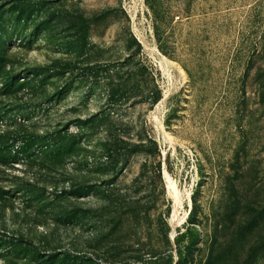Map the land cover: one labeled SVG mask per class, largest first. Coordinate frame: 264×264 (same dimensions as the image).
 I'll use <instances>...</instances> for the list:
<instances>
[{
	"label": "rangeland",
	"instance_id": "1",
	"mask_svg": "<svg viewBox=\"0 0 264 264\" xmlns=\"http://www.w3.org/2000/svg\"><path fill=\"white\" fill-rule=\"evenodd\" d=\"M0 264H264V0H0Z\"/></svg>",
	"mask_w": 264,
	"mask_h": 264
},
{
	"label": "trees",
	"instance_id": "2",
	"mask_svg": "<svg viewBox=\"0 0 264 264\" xmlns=\"http://www.w3.org/2000/svg\"><path fill=\"white\" fill-rule=\"evenodd\" d=\"M174 241H175V243L177 242V236H175Z\"/></svg>",
	"mask_w": 264,
	"mask_h": 264
},
{
	"label": "bare ground",
	"instance_id": "3",
	"mask_svg": "<svg viewBox=\"0 0 264 264\" xmlns=\"http://www.w3.org/2000/svg\"><path fill=\"white\" fill-rule=\"evenodd\" d=\"M172 237V236H171Z\"/></svg>",
	"mask_w": 264,
	"mask_h": 264
}]
</instances>
